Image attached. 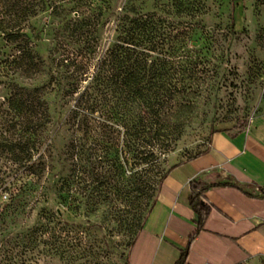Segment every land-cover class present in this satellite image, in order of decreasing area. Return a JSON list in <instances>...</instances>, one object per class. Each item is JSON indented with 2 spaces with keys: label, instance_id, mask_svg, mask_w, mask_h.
Instances as JSON below:
<instances>
[{
  "label": "rangeland",
  "instance_id": "rangeland-1",
  "mask_svg": "<svg viewBox=\"0 0 264 264\" xmlns=\"http://www.w3.org/2000/svg\"><path fill=\"white\" fill-rule=\"evenodd\" d=\"M35 1L40 6L46 2ZM174 2L115 0L98 28L95 57L113 38L116 18L124 6L135 5L140 11L164 16L170 12L173 20L199 28L187 40L188 48H200L203 88L197 102L182 114L185 122L180 136L159 145L151 162H139L126 154L129 162L124 161L120 175L102 184L98 197L81 198L76 207L77 201L69 198L64 202L58 192L59 177L71 176L75 168L67 148L73 133L66 123L74 103L63 96L59 86L49 84L50 74L57 68L66 21L73 19L72 6L66 5L58 13L38 10L23 22L20 32L9 35L13 17L3 15L0 1V134L14 139L20 136L18 129L25 121L10 101L38 87L52 119L40 133V149L47 163L40 182L13 162L12 152L0 149L2 203L11 197L13 183L31 179L36 184L23 212L0 223V264H126L129 243L144 222L161 174L203 150L212 130L246 125L264 112V0H184L197 7L198 13L193 9L183 14L176 13ZM31 56L35 63L30 64ZM48 58L52 64L43 61ZM72 189L78 196L74 186ZM244 264H264V257Z\"/></svg>",
  "mask_w": 264,
  "mask_h": 264
},
{
  "label": "trees",
  "instance_id": "trees-1",
  "mask_svg": "<svg viewBox=\"0 0 264 264\" xmlns=\"http://www.w3.org/2000/svg\"><path fill=\"white\" fill-rule=\"evenodd\" d=\"M0 1L3 15L13 17L9 35L20 32L23 22L38 10L52 9L58 13L64 12L66 5L72 6L73 19L66 21L57 68L50 74L49 82L59 86L63 96L71 97L74 103L66 123L73 133L67 148L75 168L72 177H59L58 192L62 201L72 198L78 207L81 198L98 197L100 186L120 175L127 161L126 154L130 153L139 162H151L159 145L180 136L185 122L182 114L194 107L203 88L200 48L187 46V40L199 28L190 22L173 20L170 12L164 16L157 11H140L135 5L124 6L116 18L113 38L105 51L95 57L98 28L110 15L115 0H46L43 6L35 0ZM173 6L177 14L195 9L191 2L186 4L184 0H175ZM234 7L233 2L232 23ZM195 11L198 13L197 7ZM43 61L52 64L53 60ZM31 63H35L33 56ZM40 91L38 87L10 101L25 121L22 129H18L20 136L14 139L0 134V149L12 152L13 162L24 168L28 176L38 179L36 183L41 181L47 166L45 153L40 149V133L52 120L50 106ZM184 159L161 174L156 196L169 170ZM35 185L31 179L19 185L13 183L12 195L4 203L0 195V223L23 212ZM231 185L239 186L237 182ZM73 186L78 196L72 194ZM209 186L199 179L190 183L189 203L197 214V229L175 264H191L188 262L190 244L203 229L212 209L204 200ZM144 222L129 243L126 264L129 248Z\"/></svg>",
  "mask_w": 264,
  "mask_h": 264
},
{
  "label": "crops",
  "instance_id": "crops-1",
  "mask_svg": "<svg viewBox=\"0 0 264 264\" xmlns=\"http://www.w3.org/2000/svg\"><path fill=\"white\" fill-rule=\"evenodd\" d=\"M206 144L162 180L128 264H175L197 229L189 203L193 179L210 185L204 200L212 209L190 244L188 262L244 264L264 257V112L246 125L213 130Z\"/></svg>",
  "mask_w": 264,
  "mask_h": 264
}]
</instances>
